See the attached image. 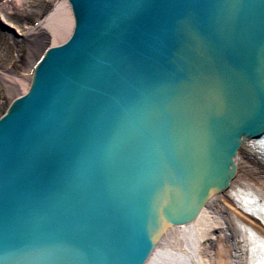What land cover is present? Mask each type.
I'll list each match as a JSON object with an SVG mask.
<instances>
[{
	"label": "water",
	"instance_id": "95a60500",
	"mask_svg": "<svg viewBox=\"0 0 264 264\" xmlns=\"http://www.w3.org/2000/svg\"><path fill=\"white\" fill-rule=\"evenodd\" d=\"M66 1L0 117V264H146L264 131V0Z\"/></svg>",
	"mask_w": 264,
	"mask_h": 264
},
{
	"label": "bare ground",
	"instance_id": "6f19581e",
	"mask_svg": "<svg viewBox=\"0 0 264 264\" xmlns=\"http://www.w3.org/2000/svg\"><path fill=\"white\" fill-rule=\"evenodd\" d=\"M49 4L52 5L51 8ZM20 16H24V24H21L23 21L19 19ZM74 27L75 21L66 0H0V38L12 34L7 38V43L1 42L0 39V45L5 48L4 53L8 61L11 57L8 65L2 64L3 59H0V77L5 78L7 84L16 86L18 91L6 107L12 105L13 100L29 93L33 73L44 58V56L37 58L39 60L35 68L33 66L37 59L33 60L25 72L16 71L12 64L21 56L16 53L17 57H12L11 54L14 50L20 51L17 47L19 38L35 34V44L40 35H46L44 39L47 40V47L43 52L47 53L46 50L67 43ZM15 34L18 38L13 36ZM15 37L16 43L13 40ZM8 40L11 41L8 43ZM2 94L4 96L3 92ZM2 106L1 101V115L6 109ZM250 137L258 138L256 135ZM249 141V137L245 139L240 151L243 159L240 172L233 173L226 191L202 203L195 218L174 224L152 249L146 264L252 263L254 257L251 254L246 229L249 221L260 223L243 207H246L244 199L249 197L251 202L256 203L257 197L264 195V164L261 158L258 159L256 154L251 153L247 145ZM247 184L257 190L248 195L243 191L244 185Z\"/></svg>",
	"mask_w": 264,
	"mask_h": 264
},
{
	"label": "rangeland",
	"instance_id": "374dc122",
	"mask_svg": "<svg viewBox=\"0 0 264 264\" xmlns=\"http://www.w3.org/2000/svg\"><path fill=\"white\" fill-rule=\"evenodd\" d=\"M50 5L51 4H49V8H51V6H52V5L51 6ZM23 18H24V16L19 17V19L21 21H23V23L20 22L21 24H24V22H25V20H23ZM30 20H32V19H30ZM10 36H8V35H6V37L2 36V38H0L1 42L7 43V38ZM45 36L40 35L38 38V41L35 44H34V39L36 38L35 34L34 35L30 34V35L26 36V38H24V37L19 38L20 40L18 42L17 47H18V50L20 49V51L17 52L14 50V51H12V54H11L12 57H17V54L19 53V55L22 57V58L19 57L18 61L16 62L17 65H16V63L12 64V67L14 69H17L16 71L25 72L27 70V68L33 63V60H36L37 58H39V56L42 54L45 47H47V45H46L47 40L44 39ZM6 43H4V44H6ZM4 44H3V46H5ZM19 45H21V47H19ZM12 48H13V46H12ZM4 52H5V48L0 45V59H3V62L1 60V63L8 65V62L11 60V57L8 61V58H7V56H5L6 54ZM13 55H15V56H13ZM2 81H4V83ZM1 85H2V87H1ZM2 92L4 93V96H3ZM17 92L18 91H17L16 86H14L13 84H7L5 79L0 77V102L2 101V104H3L2 108H4V107L6 108V106L11 101L13 96L17 95Z\"/></svg>",
	"mask_w": 264,
	"mask_h": 264
}]
</instances>
